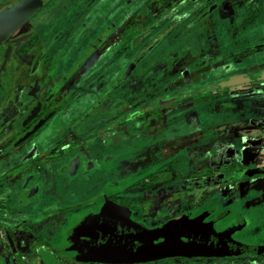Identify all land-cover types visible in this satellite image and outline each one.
<instances>
[{
	"label": "rangeland",
	"instance_id": "1",
	"mask_svg": "<svg viewBox=\"0 0 264 264\" xmlns=\"http://www.w3.org/2000/svg\"><path fill=\"white\" fill-rule=\"evenodd\" d=\"M129 1L37 0L36 3L42 6L39 14L44 16L50 13L51 17L47 21L55 20L52 25L58 29L66 23H69L71 28L82 25L83 20H87H85L87 13L89 16L95 9L98 10L106 4V8H100V11L124 10L130 7V3H127ZM172 2L173 0L166 2V5L169 3L171 5L163 10L167 16L177 9L173 4L184 3V0ZM34 4L33 0L21 1V6L25 8H30ZM165 6L161 7L157 0H152V6L149 8L146 7L145 0L144 5H141V0L136 2V6L124 13L127 14L124 21L130 22L126 26L130 32L128 31V36L122 37L118 48L108 51L106 49L108 43L101 47L97 44L96 53L88 58L86 64L72 78V97L66 105L67 121L69 123L78 121L76 137L85 138L81 140V145L72 143L70 148L73 150L70 151V148L65 149L63 146L69 142L67 135L71 125L67 124L63 132L62 130L56 132L58 137H51L48 136L49 124L45 122L38 130L32 132L38 157L40 161L44 157L53 161L55 168L49 166V169L56 170L55 174L62 176L57 179L59 191L62 190L63 181H70L66 188L67 193H70L66 206H70L71 222L75 221L79 214L97 208L105 198L127 205L126 207L132 211V217L147 226L160 225L164 215L172 217L179 210L182 214L211 212L212 216L223 217L224 220L220 224L237 212L251 213L253 226L244 230L240 238L250 244L264 245V80H247V77L257 74L258 71L264 72V0H219L214 5V8L218 7L217 10L210 17L206 14L202 20L196 19L199 20L196 26L201 28L198 36L202 40L196 45V57L191 64L189 57L193 55L189 54L188 48L191 42L189 39L184 41V36L181 38L178 36L171 45V41L168 42L170 39H167L166 44L163 43V46L161 45L142 63L146 64L135 71L132 79L134 84L136 83L134 85L136 90L130 92V97H125L122 94L126 92L127 86H123L122 91L116 96V99L120 98L119 103L115 105V108L117 107L115 112L120 115L119 121H123L127 113L133 114L132 121L128 124L133 138H128L129 135L122 131L124 127L119 128L116 158L112 157L115 151L105 150L95 134L105 126V122L99 116L91 115V112L100 111L102 102L100 100L103 99L107 83L104 79L98 81V72H95V78L91 75L92 72L102 71L111 65L114 68L113 76L117 73V67L120 73V70L123 69L125 72L134 65L136 56L149 42L142 40L136 43L138 38L148 34L146 40L154 39L166 29L165 26L158 32L156 30L150 32L151 26L158 20L155 13ZM195 11L189 9L192 17L200 13ZM179 13L182 15L183 10L180 9ZM39 14L37 17H40ZM202 14L203 12L198 18L203 17ZM176 24L177 21H174L170 26ZM183 26L181 25L179 29ZM87 28L91 34L100 29L99 26L91 25ZM195 32L197 31L194 30L193 34ZM152 35L154 36L151 37ZM203 36L206 38L208 36L212 40L207 50L205 48L209 41ZM124 39L126 40L122 44ZM77 44H73L72 48ZM72 48L69 49V53L72 52ZM56 51L58 50L51 49L53 54ZM176 51L179 52V57L173 55L174 57H168L166 61L158 62L154 66L147 65L150 61L155 63L162 54L165 57ZM79 52L73 53L75 57ZM75 57H71L69 63H72ZM64 59L66 61L67 57ZM149 71L150 73H147ZM225 75L241 76L243 79L238 85L217 88L215 81ZM126 82L127 85L128 81ZM191 83L194 85L193 91L186 94L185 99L182 96L178 102L164 109L156 108L151 100L148 102L145 100L147 95L152 94L153 98L160 93L170 92L181 84L187 86ZM130 87L132 90V86ZM23 95L25 96V93ZM106 104L104 103V106ZM146 110H150L149 115L142 116L141 112ZM103 114H106V110ZM115 123L107 125L108 129L103 131V135L111 136V133L118 129L117 126H122L118 121ZM175 123H180L182 129L165 131V128L172 127L176 125ZM1 133L6 135L4 132ZM76 137L70 142L75 140L79 142ZM2 139L0 134V144L3 142ZM55 143L62 146L60 151L57 149L58 146H53ZM14 149L15 145L10 144L7 153L13 152ZM164 152H167L165 156ZM79 154L83 156L82 158L89 155L96 161L105 158V162L110 160V164H107L106 168L98 164L95 169L86 173L88 175L72 179L61 172L62 168L59 165L61 166L60 162H65L69 157ZM23 156L25 152L18 155L17 160L23 159ZM32 163L37 168L35 173L45 174L44 170L38 172L41 163L35 160ZM11 166L4 164L3 155L0 153V181L9 190L15 186L7 179L14 172V167ZM47 166L44 168L48 173ZM20 169H23V165L18 168ZM28 171L24 169L22 173ZM245 173L255 176L245 178L243 177ZM126 192H131L134 197ZM140 196L144 197L143 204L137 202L136 198ZM256 207H262V213H257ZM159 212L165 214L154 215ZM67 261L75 263L70 259ZM181 261L165 260L156 264H181ZM186 263L264 264V259L244 255L238 259Z\"/></svg>",
	"mask_w": 264,
	"mask_h": 264
},
{
	"label": "flooded vegetation",
	"instance_id": "2",
	"mask_svg": "<svg viewBox=\"0 0 264 264\" xmlns=\"http://www.w3.org/2000/svg\"><path fill=\"white\" fill-rule=\"evenodd\" d=\"M21 1L22 0H0V134L1 138L3 137V142L0 144V153L3 155L5 165L11 166L12 164L11 167H15L13 175L8 176L7 178L8 182H10V184H15V186H13L8 191L7 196H5L4 199L1 198L2 200L0 201V213H2L7 218V222H9L3 223L0 227H6L5 225H8L3 238L5 241L4 245H6L7 250L11 253H9L11 256H8L9 260H6V258L1 255L3 250L2 246H0V264H72L67 261L68 259L75 262L73 264H156L165 260L174 262L176 259H181V264H187V261H191L192 263L199 260L214 261L228 258L238 259L244 255L257 256L254 254H242L239 256L216 258L176 257L171 255L147 262L131 261L129 263H109L111 260L119 259L116 252L111 253L110 255L105 253L106 247H104V245L110 244L115 240L111 239L110 234L112 232H100L103 234L102 236L105 237L100 238L96 244L91 243L88 237H82L80 233H71L72 228H74L87 216L91 214H98L102 210L112 209L113 206H116L118 208L125 209L128 212L131 222L137 226V229H139L138 235L145 234L148 230L157 229L175 220L185 219L193 221L199 219L202 215H205V217L202 218V224L210 230H213L216 233H223L224 235L222 236L226 239H230L234 244L254 245L240 238V235L244 230L253 226L251 213L239 214L237 212L232 215L231 218L224 221L223 224H220V222L224 220L223 217L219 215L212 216L211 212H201L196 214L192 212L182 214L181 210H179L176 211L172 217H166L164 215V220L160 225L147 226L144 222L138 221L132 217V211L130 208L126 207L127 205L124 203L119 204L113 202L109 198H105L101 201L97 208L87 210L85 213L79 214L75 221H70V206H66L67 200L70 196V193H67L68 191H66V188L68 182L70 181H65L66 183L63 181L62 184L64 185L61 187L62 190L59 191L58 182L56 183L50 180L54 177V175H57L55 174L56 170L51 172L48 168L47 171L52 173L51 175H40L39 173H35L37 168L34 167L32 161L35 160L37 163L43 164L40 167L41 169L39 171L37 170L38 172H42L41 170L46 172L44 168L45 164L49 162L52 163L53 161L45 157L43 160L41 159L42 161H40L37 148L34 146L35 143L32 138V132L35 129L38 130L43 124H45V122H47L49 124L48 136L58 137L59 135H57L56 132L59 133L60 130L63 132L67 124H70L71 126L68 128L69 132L67 135L69 142H67L63 147H65V149L70 148L72 143H80L81 145V140L85 137H76L77 134H75V130L78 128V121L75 123L71 121L69 123V121H67L68 117H66V105L70 102L72 97V78L76 75L80 68L86 64L87 60H89L90 57L96 53L98 47L108 43L106 46L108 51H113V49L118 48V44L122 37L124 35L128 36L130 32L129 28L126 27L130 24V22L124 21L127 15H124V13L130 8H133V6H136V2H140V0H130L127 2L130 3V7H126L124 10L116 9L115 11H100V8H106V4L105 6L99 7L98 10L95 9L94 13L89 16L87 13V17H85V20H87H83L84 23L82 25H78L76 28H71L69 23H66V25L64 24L58 29L53 27L55 20L51 22L47 21L51 17L50 13L44 16L39 14L42 6H39L36 3L37 0H33L35 4L30 8L21 6ZM168 1L157 0L161 7L165 6ZM218 1L219 0H184V3L179 2L177 4H173L177 7V9L174 13L171 12L172 14L168 16L163 13V10L166 9L167 6L171 5V3L167 4L165 8H161L162 10L157 11L155 15H158V20H156L151 26L150 32L152 33L155 30L158 32L166 26V29L160 33H169L161 40L149 56L161 45L163 46V43H167V39H170L168 42L171 41V45L175 42L178 36H180V38L181 36H184V41L189 39L191 42V45L188 46L190 49L189 54L193 55L189 57L191 64L194 57H196V45L199 40H202V38H199L200 36H198L201 28L196 26L199 21L196 19L204 18L206 17V14L210 17L217 10L218 7L214 8V5H216ZM145 2L146 7L149 8L150 5L152 6V0H145ZM141 5H144V0H141ZM190 8L194 11H199L200 13L196 17H192L189 13ZM180 9L183 10L182 15L179 13ZM202 12L203 17L198 18ZM38 14L40 17H37ZM162 16L164 17L163 19L161 18ZM174 21H177V24L170 26ZM124 23L126 24L123 27ZM89 25L92 27L99 26L100 29L95 34H91L90 29L87 28ZM181 25L184 26L179 29ZM194 30L197 31L195 34H193ZM173 32L175 33L170 36ZM147 36L148 34H144L141 38L139 37L136 43H140L142 40L150 42L153 39L146 40ZM153 36L154 35L151 37ZM87 37H89V39ZM203 38L207 39L208 36L207 38L203 36ZM125 40L126 39H124L122 44ZM207 41H209V43L205 50L209 48L212 40L208 38ZM75 43H78L77 46L75 45L72 48V45ZM97 44H99L98 47ZM147 44H145L144 47ZM71 48L73 50L69 53V49ZM51 49H57L58 51L53 54ZM76 51L80 52L75 57L73 53H76ZM87 53L89 55L86 56ZM133 54L135 55V53ZM133 54L132 56H134ZM173 55H176L177 57L180 56L177 51L170 53L169 56L165 55V57L164 54H162L158 57V60H156L155 63L148 61L149 63L147 65L154 66L158 62H164V60L166 61L168 57ZM149 56L137 65H133L128 68L125 72L122 69L119 73V68L117 67V73L113 76L112 72L114 71V68L111 65L102 71H93L91 74L95 78V72H98L97 80L101 81L104 79L107 83L106 90L103 92V99L100 100L102 101L99 107L100 111L91 112V115L94 114L99 116V118H102L105 122V126L99 129L95 134H97L100 143L104 145L105 150L112 149V151H115L112 153L113 159L116 158L119 148V128L124 127L122 131L129 135L128 138H133V133H130L129 130L131 129L128 127V124L132 121L131 118H133V114L127 113L126 118L121 122L119 121L120 115L118 112H115L117 109V107L115 108V105L119 103L120 98L116 99V96L120 91H122L123 86H127L126 92L122 94V96L124 95L125 97H130V92L136 90V86H134L136 83L134 84V81L132 80L136 74L135 71L138 70L141 65L144 66L146 64L142 63L149 59ZM66 57L67 60L65 61L64 58ZM71 57H75V59L72 63H69ZM147 73H150V71ZM259 73L261 72L258 71L257 74L255 73L253 76L247 77V80H259ZM229 77L232 76L225 75L224 77H220L215 82L217 83L218 81ZM242 79L243 78L240 76V82H242ZM137 80L139 82V79ZM126 81H128L127 85L125 84L127 83ZM130 86H132V90H130ZM193 87V83L187 86L181 84L172 91L160 93L158 96H154L153 98L152 94L147 95L148 97L145 100L147 102L151 100L156 108L164 109L165 107L178 102L182 96H184L185 99V95L191 93L193 91ZM205 88L203 89L205 90ZM217 88L220 87L217 86ZM73 89H75L74 86ZM23 93H25L26 97ZM164 99L167 101H173L165 105L158 103ZM104 103L107 104L104 106ZM104 110H106L105 115L103 114ZM24 111L26 114H24ZM149 112L150 110H146L141 113L143 114L142 116H147L149 115ZM164 114H166V111H164ZM114 116L116 118H114ZM79 121L82 122L83 120ZM116 121L121 123L122 126H117L116 128L118 129H116V132L111 133V136L103 135V131L108 129L106 126L110 124L113 125ZM175 124L176 125L169 128L164 127L166 129L165 131L182 129L180 123ZM1 132L6 133V135H3ZM75 137L79 139V142H77L78 140L70 142ZM10 144L15 145L16 149H14L13 152L7 153L8 146ZM53 146H58L57 149H59V151L62 148V146H59L58 143H55ZM81 148L83 149V146H81ZM69 150L72 151L73 149L70 148ZM23 152H25L23 159L17 160L18 155ZM165 154H167V152H164L163 155L165 156ZM168 154L170 153L168 152ZM82 157L80 154L73 155L65 162H60L61 166L59 165L60 163L58 165L59 167L64 168L73 160H77L78 164L76 173L80 169L78 176H85L88 175L86 174L87 172L91 171L93 168L95 169L98 164L99 166L101 165V167L103 166L105 168L107 164H110V160L105 162V158L100 161H96L91 159L89 155H85L84 158ZM49 158L51 157L49 156ZM22 165L23 169L18 170V168ZM80 166L84 167L82 168L83 171ZM59 167H57V169ZM24 169L29 170L28 173H22ZM63 174L73 176L68 173ZM252 176H255V174L245 173L243 175L245 178H251ZM71 178L75 177L73 176ZM192 185L193 184H191V187H193ZM62 191H64L65 194L61 193ZM126 193H129L131 197H134L131 192ZM51 196L53 202L50 205H42L43 202H46V200ZM136 199L137 202H141L143 204L144 197L140 196ZM262 210L263 208L261 207L256 211L257 213H262ZM164 212L166 213V211ZM164 212L154 213V215H162L165 214ZM245 221H247V223L243 225L242 223ZM120 222H123V220ZM238 224H241L242 228H236ZM15 233H18V237H16L15 240L16 243L12 241ZM106 234L110 236L109 239V236H106ZM88 242L91 243L90 246H87ZM13 246L16 248L13 249ZM173 249L174 243L172 236L170 234H162L154 239L145 240L141 246L139 245L136 253L144 258L148 256H155L157 254L169 255ZM257 257L264 259V257L261 256ZM261 262L263 261L261 260Z\"/></svg>",
	"mask_w": 264,
	"mask_h": 264
},
{
	"label": "water",
	"instance_id": "3",
	"mask_svg": "<svg viewBox=\"0 0 264 264\" xmlns=\"http://www.w3.org/2000/svg\"><path fill=\"white\" fill-rule=\"evenodd\" d=\"M169 32L159 34L151 40L136 56L134 65H137L142 60L146 59L149 54L156 48L163 38ZM104 35V34H103ZM101 42V41H100ZM89 52V51H88ZM89 55L88 53L86 56ZM133 65H131L132 67ZM259 80H264V72L258 74ZM240 82L239 76H232L217 82V86L228 87L238 85ZM173 100H162L159 104L165 105L171 103ZM77 160H73L66 167L61 169L62 173L73 175L76 172ZM202 215L196 220H175L157 229L148 230L145 234L138 235L139 229L134 225L129 214L125 209L113 206L112 209L102 210L98 214H91L84 218L79 224L72 228L71 233H80L86 238L88 237L91 243L96 244L100 238H104L100 232L111 233V239H115L112 243L104 245L106 247L105 253L110 255L116 252L119 259L111 260L109 263H129L131 261H152L168 256L176 257H226V256H239L242 254H254L264 257V246L237 244L233 243L230 239L224 238L221 232H214L202 224ZM123 220V222H120ZM247 221L242 223L246 224ZM241 225V224H240ZM237 225L236 228H242V225ZM162 234H170L173 238L174 249L169 255L141 257L137 252L139 245L145 240H151ZM106 236H109L106 234ZM110 236L108 237V239ZM88 240V239H87ZM88 242L87 246H90ZM140 259V260H139Z\"/></svg>",
	"mask_w": 264,
	"mask_h": 264
},
{
	"label": "crops",
	"instance_id": "4",
	"mask_svg": "<svg viewBox=\"0 0 264 264\" xmlns=\"http://www.w3.org/2000/svg\"><path fill=\"white\" fill-rule=\"evenodd\" d=\"M43 165V164H42ZM48 168H49V166H52V167H55V165H53V162L51 163V162H49V163H47V164H45ZM15 168V167H14ZM80 168H81V166H80ZM50 170V169H49ZM51 172H52V170H51ZM14 173V172H13ZM80 173V169H79V171L76 173H74L73 174V176L74 177H76V176H78V174ZM51 175L52 173H47V172H45V174L44 175ZM61 175V174H60ZM73 176H71V177H73ZM60 177H62V176H57V175H54V177L53 178H51L50 180L53 182H56L57 183V179L58 178H60ZM62 179V178H61ZM70 179V178H69ZM73 179V178H72ZM2 183L3 182H1L0 181V201L2 200L1 198H3L4 199V197L5 196H7V193H8V191H9V188L8 187H5L4 185H2ZM61 183H62V181H61ZM12 192V191H11ZM14 194V193H13ZM53 202V199H52V196L50 197V198H48L47 200H46V202H43V204L42 205H50L51 203ZM38 208H39V205H38ZM37 208V209H38ZM0 211H1V208H0ZM3 223H9V222H7V218L2 214V213H0V225H2ZM6 227H8V225L6 224L5 225ZM6 227H0V246H2V250H3V252L1 253V255L4 257V258H6V260H9V258H8V256H11L10 254V252L7 250V247H6V245H4V243H5V241H4V238H3V235H5V231H6ZM16 237H18V233L16 234H14L13 235V238H12V241L13 242H15V240H16ZM16 243V242H15ZM15 246V245H14ZM13 246V249H15L16 247H14ZM11 249H12V247H11ZM10 253V254H9Z\"/></svg>",
	"mask_w": 264,
	"mask_h": 264
}]
</instances>
